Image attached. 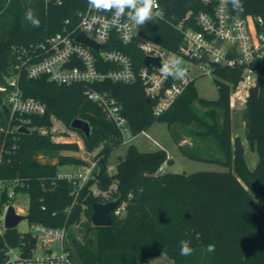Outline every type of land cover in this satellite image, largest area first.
<instances>
[{"label": "trees", "instance_id": "trees-1", "mask_svg": "<svg viewBox=\"0 0 264 264\" xmlns=\"http://www.w3.org/2000/svg\"><path fill=\"white\" fill-rule=\"evenodd\" d=\"M160 1L162 16L140 26V33L176 50L181 34L174 24L187 11L195 14L204 5L201 0ZM242 3L244 11L239 14L229 3L232 15L249 14L264 21V0ZM79 6V0H63L62 5L46 0H0V179L6 182L5 190L14 184L15 192L28 195V223L65 226L70 237L66 244L75 264H144L159 254H165L174 264H264V59L253 64L259 93L246 98L242 112L246 140L257 155L253 168L246 163L240 137L232 134L229 96L240 77L237 69L213 68L217 98L200 97L193 78L159 115L153 114L154 101L145 95L139 80L105 81L97 86L110 91L121 104L132 136L155 121H165L168 126L182 125L183 133L177 131L173 135L180 150L189 158L222 164L227 167L225 171L159 172L158 167L169 162L164 149L141 152L130 144L115 170L109 173L107 159L122 144L120 135L102 108L86 98L80 83L58 85L45 76L29 78L22 72L18 85L23 96L44 103L46 112L11 115L4 111L7 81L16 69L18 50L30 48L38 53L45 38L62 30L63 20L72 18ZM29 8L40 20L39 27L25 20ZM114 46L127 53L134 63H141L142 55L134 42ZM51 116L67 128L76 117L89 122L88 138L78 132L86 150L99 148L93 156L97 159L93 169L97 184L106 188L114 180V196L126 203L122 214L111 213L109 226L89 224L81 240L69 228L79 223L83 214L90 218L91 205L98 202L88 189L94 179H89L74 201L72 184L56 177L58 165L86 164L59 153L67 148L76 149V144L52 141L48 132H20L16 128L20 123L49 128ZM184 134L190 137V145L181 143ZM209 138L219 147L222 158L212 159L192 150L196 145L204 148ZM52 158L56 161L51 162ZM9 200L12 199L3 191L0 205ZM183 240L189 241L193 249L189 256L180 255ZM23 241L35 245L28 235L21 237L16 227L5 229L0 235V264H9L8 247H20ZM209 244L215 245L214 252L207 251Z\"/></svg>", "mask_w": 264, "mask_h": 264}, {"label": "built area", "instance_id": "built-area-1", "mask_svg": "<svg viewBox=\"0 0 264 264\" xmlns=\"http://www.w3.org/2000/svg\"><path fill=\"white\" fill-rule=\"evenodd\" d=\"M46 1L57 4L56 0ZM201 2L204 5L203 10L195 14L189 10L174 24V28L181 34V39L176 50H171L143 36L140 33V26L135 25L130 19L122 17L119 22H114L112 11L92 9L88 0H79L80 6L74 16L63 20L62 30L45 38L39 45L38 53H34L30 48L18 50L15 56L16 69L11 71L7 81L9 90L6 93L5 105L8 111L11 115L15 113L43 115L46 112L44 103L23 96L18 85L22 72L29 78L45 76L58 85L80 83L84 86L86 98L98 104L107 118L113 122L119 132L121 143H128L133 136L121 104L110 91L97 86L105 81L133 83L139 80L145 95L154 101L153 114L159 115L194 78L189 64L206 74H213L215 66L239 70V80L229 96V104L233 108L235 99L246 100L248 88L258 83L253 64L264 59V21L251 15L234 16L230 11V5L224 4L222 0H201ZM158 3L159 9L154 10L157 14L156 18L162 16L161 1L158 0ZM125 32L130 34L129 39L125 38ZM79 33H83L98 44V51L78 41L76 36ZM132 42L136 44L137 50L142 55L140 64L134 63L127 53L114 46L116 43ZM145 56L157 58L158 63L151 62L145 65L143 63ZM173 56L181 59L180 66L187 71L183 81L173 77L164 79L160 73L162 64ZM242 91L245 95H242ZM50 119L49 128L29 127L24 123L18 124L16 128L25 126L29 131H38L42 134L48 132L52 141H56L58 136L65 135L67 131L69 134H75L74 142L78 144L80 139L83 144L82 136L78 131L67 128L55 116H51ZM93 156L88 155L84 159L86 164L73 170L57 171L56 177L72 184L71 194L74 201L90 178L94 179V183L89 186V193L97 198L98 202L115 200L117 186L114 180L106 188L97 184L98 179L93 174L97 159ZM166 165L164 161L158 167V171L163 172ZM107 170L112 173L115 166H108ZM13 185H9L5 190L6 182L0 179V197L3 191H6L9 199H15L19 192L14 191ZM12 200L0 205V221H3L0 235L6 229L4 216L8 206L12 205ZM125 205V201H119L111 213L122 214ZM14 208L17 213L25 217L27 210L24 211L21 206ZM19 232L21 237L28 235L33 239L35 245L29 246L23 241L20 247H8L6 254L9 264H75L66 244L65 226L50 227L39 222H31L27 231Z\"/></svg>", "mask_w": 264, "mask_h": 264}, {"label": "rangeland", "instance_id": "rangeland-1", "mask_svg": "<svg viewBox=\"0 0 264 264\" xmlns=\"http://www.w3.org/2000/svg\"><path fill=\"white\" fill-rule=\"evenodd\" d=\"M189 68L192 77H194L193 83L198 95L205 99L217 98L218 90L213 80V74L203 73V71L197 69V67L192 64H189ZM242 95H245L244 91H242ZM244 109L245 100L240 101L239 99H235L234 107L231 108L230 106V114L232 119V134L240 137L245 148L246 163L249 168H253L257 162V155L254 151L250 149L245 137V126L244 122L242 121V112L244 111ZM181 128L182 125L168 126L165 121H155L148 129L133 136L128 143H122L116 148H114L108 156V166H115L119 159L125 156L128 146L132 144L134 148L141 152L153 151L159 148L164 149L168 155L167 158H169V162L164 167L163 171L191 173L200 170H227L226 166L217 162L210 161L207 159H192L186 156L177 146L173 137L174 132L177 133L178 131L179 133H183V130H181ZM65 133V135L58 136L56 138V141L68 144H76L77 148L64 149L59 152L62 155L79 158L84 161V159L88 157V155H94L99 149L97 148L91 153H88L80 139L78 140V144L74 142L75 134H69L67 131ZM182 137L183 140H181V143H187L190 145V137L185 134L182 135ZM192 150L194 152L196 151L198 154H204L205 156L208 155L212 159L222 158V153L219 147L217 146L215 141L211 139L208 140V144L204 146V148L196 145ZM40 160L44 161L45 158L41 157ZM50 161L55 162L56 158H52ZM79 166H81V164L67 163V165H58L57 168L58 171H67L73 170L74 168ZM12 205L15 207L21 206L23 207L24 211H26L28 206V195L26 193L19 192L16 198L12 200ZM89 224H91L90 218L87 215L83 214L79 223L72 225L69 229L73 232V235L77 240H81L86 234L87 227ZM2 225L3 221H0V226ZM16 228L18 229V231H27L29 229V223L27 221V218L24 217L21 221H19V223L16 225ZM69 242L70 237L67 236V243ZM144 264H174V262L165 254H159L150 257Z\"/></svg>", "mask_w": 264, "mask_h": 264}, {"label": "clouds", "instance_id": "clouds-1", "mask_svg": "<svg viewBox=\"0 0 264 264\" xmlns=\"http://www.w3.org/2000/svg\"><path fill=\"white\" fill-rule=\"evenodd\" d=\"M58 5H62L63 0H56ZM224 4H231L232 9L236 13L244 11L242 0H222ZM89 7L99 11H112L114 22H119L122 17L130 19L135 25L142 26L156 18L154 10L159 9L158 0H88ZM25 20L33 27H39L40 20L34 14V11L29 8L25 13ZM121 27H126L121 25ZM125 38L129 39L130 34L125 32ZM147 51V49H145ZM180 58L173 56L160 67V73L164 79L173 77L174 79L185 80L187 71L182 68ZM126 75H131L126 73ZM179 91V89L177 90ZM208 252L215 251V245L207 246ZM193 252L190 247V242L183 240L180 242V255L189 256Z\"/></svg>", "mask_w": 264, "mask_h": 264}, {"label": "water", "instance_id": "water-1", "mask_svg": "<svg viewBox=\"0 0 264 264\" xmlns=\"http://www.w3.org/2000/svg\"><path fill=\"white\" fill-rule=\"evenodd\" d=\"M76 39L82 42L85 45L91 46L95 51H98L99 45L94 43L91 39L85 36L83 33H79L76 36ZM151 62L158 63L157 58H151L149 56H145L143 59V63L145 65H149ZM259 93V83H256L253 86L248 88V97H255ZM3 109L5 112L8 111L6 105H3ZM69 128L80 131L85 138H88L91 133V126L87 120L82 118H73L69 124ZM20 132H29L28 128L25 126H20L18 128ZM119 203V199L111 200L105 203L94 202L91 205L92 212L90 214V222L93 226H109L112 222L111 212ZM24 218L22 214L16 212L13 205H9L5 216H4V227L6 229H11L16 227V225Z\"/></svg>", "mask_w": 264, "mask_h": 264}, {"label": "crops", "instance_id": "crops-1", "mask_svg": "<svg viewBox=\"0 0 264 264\" xmlns=\"http://www.w3.org/2000/svg\"><path fill=\"white\" fill-rule=\"evenodd\" d=\"M234 135V134H233ZM235 136V135H234ZM167 157H168V155H167ZM169 159V158H168Z\"/></svg>", "mask_w": 264, "mask_h": 264}]
</instances>
